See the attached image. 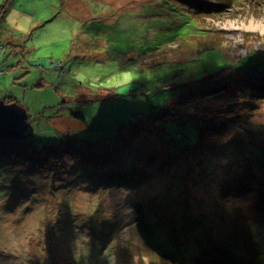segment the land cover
<instances>
[{"label":"rangeland","instance_id":"374dc122","mask_svg":"<svg viewBox=\"0 0 264 264\" xmlns=\"http://www.w3.org/2000/svg\"><path fill=\"white\" fill-rule=\"evenodd\" d=\"M11 1L0 16V97L10 91L27 103L31 137L57 152L44 166L33 149L0 146V264H199L198 231L217 220L215 205L225 212L217 224L246 229L248 240L232 247L243 256L235 263L264 264V0H232L200 15L225 0ZM197 22L221 44L204 46ZM41 75L52 85L31 86ZM118 79L125 83L113 87L118 95L95 100L96 110L70 103L85 123L44 125L54 109L42 108L58 95L71 96L76 84L108 92ZM223 81L232 83L213 102L219 116L196 106L194 124L161 116L179 97L200 98ZM135 113L142 118L128 124ZM214 124L213 138L198 144V129ZM70 143L77 155L58 159ZM139 211L153 215L141 219ZM173 229L186 236L185 258L165 251L176 241Z\"/></svg>","mask_w":264,"mask_h":264},{"label":"trees","instance_id":"16d2710c","mask_svg":"<svg viewBox=\"0 0 264 264\" xmlns=\"http://www.w3.org/2000/svg\"><path fill=\"white\" fill-rule=\"evenodd\" d=\"M230 1H232V0H225V2L218 4V5H215V4L205 5L206 10H197L196 14L200 15L201 12L210 13L211 11H220V8L225 9L228 5H230ZM12 2L13 1H11V0H4V2L2 4H0V16H3L4 12L6 11V8L9 5H11ZM196 14L194 13V17L197 21L198 18L196 17ZM199 26L201 28L200 32H204V34L206 36L205 42L206 43L209 42L208 37L210 35L209 34L210 31L208 32L205 29V27H203L200 24H199ZM213 38H214V40L212 39L209 43L205 44L204 46H206V45L213 46V45H220L221 44V43L217 42V40H215V37H213ZM202 43H204V41ZM0 49H3V45L1 44V42H0ZM51 62L52 61L49 60V65H50L49 67L50 68L57 69V70L58 69L64 70L63 68H59V67H63L62 62L57 61L58 62L57 64H60V66L59 65L58 66L53 65V64H51ZM13 68H15V67H13ZM3 72H4V70L1 69L0 74ZM64 73H66V71H64ZM43 75L40 76V79L42 80L41 82L32 83L31 86H35V85L36 86H41V85L46 86L49 84L52 85V82H54V81H52L51 79H48V80L43 79V77H42ZM18 78H19L18 76H13L10 84L15 83V81L17 83ZM117 82L118 81H116L115 83H112V85H111L112 88L109 87L110 90L108 92H106L108 89L107 87H105L106 88L105 91H102L101 90L102 88L101 89L99 88L100 86H95V85H91V84L90 85L76 84L74 94H72L71 96L64 94V93L61 95H58V99L60 98L59 101H56L53 105H49V106L42 108L43 110H45L46 108H50V109L53 108L54 109L51 111L50 114H48V116H46L44 125L54 126L55 128H57L59 126H63V124H70V122L72 120H77L79 122L85 123L87 116H85L81 113L73 112L72 111L73 107L71 106L70 103L75 102L78 104H81V103L87 104L88 109H91L95 106L94 101L97 99L110 101L114 98L115 95H118V93L115 92V91H117V89H114L113 87L114 86H121V85L125 84V83L124 84H117ZM99 83H101V82H99ZM99 83H97V84H99ZM231 83H232V81H225V82L223 81L219 86L218 85L213 86L211 89L205 91L202 94V96H200V98H198V92H194V93H192L189 96L184 97V98L179 97L177 100H175L174 104H171L172 103L171 102L166 106L165 111H164V113L161 114V116L165 117V119H169V120H172L173 118L175 119L176 117H184L183 122H188V123L194 124L196 122V119L198 118V114L195 113L192 106H196V108L200 111L212 114L214 116H219L216 114L218 113L217 111L220 110V106L215 105L213 102L215 100H223L224 99V96H226L227 94H225V95H222V94L225 92V90H226V92H228V88L231 87V86H229ZM260 84H264V83L263 82L261 83V80H260ZM102 85H103V83H102ZM262 86H264V85H262ZM54 87H56V86H54ZM111 90H112V92H111ZM217 91H220V92H217ZM9 92L7 94H5L3 97H0V99L4 100L5 102H16L17 104H19L20 106H23L28 111V104L24 103V102L20 103L18 101V99L15 97V95L13 94V92H11V93H9ZM215 92H217V93H215ZM207 94H210V95H207ZM211 94H215V96L212 97ZM96 95H98V96H96ZM261 96L264 97V94H262ZM6 97H8L9 99L6 100ZM67 103H68V105H67ZM92 105H94V106L91 107ZM84 108H87V107H84ZM229 108L232 110L235 109V111L230 112V113H237V114L242 113V111L240 109L236 110V107H229ZM93 109L96 110V108H93ZM98 110L101 111V109H98ZM228 114H226V115H228ZM45 115H46L45 113H42V116H45ZM28 116H29V113H28ZM135 116H136V118H135ZM141 118L142 117H141L140 113H135L131 117V119H129L127 122H128V124L131 125V124L137 122L138 120H140ZM202 118H205V116H203ZM34 119H35V117H34ZM126 124L127 123L125 121H122L120 119L118 127L121 128L122 125H126ZM217 126L222 127L223 125H221L217 121ZM144 129H145V127L139 128V130H138L139 132H137V135H139L141 133V130H144ZM215 129H216L215 124L211 126V129L209 131H204L202 128H199L197 131V134H196L198 136L197 137L198 144L201 143L200 145H203V144H205L206 140L209 141L210 138H213V132L215 131ZM58 130L59 129H57V131ZM47 141L42 142V145L39 146L35 143V138H33V137H31V138L27 137V138H22V139H0V146H2V144L7 145V151H5V152H8V151H10L12 149H16V148H23L27 151L33 149V150H35L33 152H35L39 155L41 154L42 156L46 157V161H45V163H43L45 166L48 163L52 162V159H53L52 157H54V153L56 154V152H57L56 147L55 146L49 147L51 145L47 144ZM115 141L116 140H113L112 144H114ZM70 146L71 147H68V148H70V150H68L67 152L59 151L60 155L58 154L59 155L58 159L63 160V158L66 159V157H73V156L77 155V152L79 151V149L74 144L70 143ZM240 147L243 149L242 146H240ZM243 151H245V150H243ZM239 175H240V172H239ZM236 183H238V182H236ZM239 188H242V187H239ZM258 193L263 195L261 197L264 199V186L263 185H260L258 187ZM219 196L220 197L226 196V190L222 191L219 194ZM209 206L211 207L212 205H209ZM216 206L217 205L212 206V207H214L212 216L217 220L221 219V218H225V212L223 210H221L219 212ZM207 209L209 210V208H207ZM257 214H259V213H257ZM151 215H153L152 212L139 211V217L141 219L148 217V216H151ZM217 220L212 222L211 224L203 225V227H200V229L198 231L200 233V237L198 238L200 241L198 242L199 250H197L196 253L197 254H200V253L204 254L203 256H201V257H203V259H201V257H200L201 260H199V264H205L208 259L215 258V257L220 262L229 261L231 264H236L235 260H237V257L240 255L233 254L232 247L240 245L241 241L244 239L248 240L247 234H246V229H242L241 227L238 228L235 224L228 225L225 222H220L217 224ZM251 223L252 222L248 221V224H251ZM145 226L146 225L142 221H140L138 223V225H136V227L139 228V230H143L145 228ZM220 226L224 227V228L229 227V229H223ZM184 229L185 228L181 225L180 230L183 231ZM232 230H234V231H232ZM169 232L172 233L173 235H175V237H176L177 232L175 231V229L170 230ZM162 233L165 234L164 229L160 232V235ZM160 235L154 236L155 240L157 239L158 246L162 245L158 240V237ZM185 237L186 236H184V235L182 237H179V238L176 237V241L175 242L171 241L168 244V246L166 247V249H165V244L162 245L164 247L165 251H167V252L173 247V250L171 251L170 257L179 256V258H182V257L185 258L192 253L189 245L184 241ZM218 237L221 238V241L219 243V245L221 247H219L220 248L219 251H217L216 247L214 248V246H215L214 244L217 243ZM163 242H165V241H163ZM204 242L206 245H204ZM244 248L246 249V251H249L251 249V247L249 245H245ZM165 251L163 252L164 255H165ZM207 251H210V253L208 255L206 254ZM167 256H168V254H167ZM240 257H243V256H240ZM225 258H227V260ZM206 264H209V262Z\"/></svg>","mask_w":264,"mask_h":264},{"label":"water","instance_id":"95a60500","mask_svg":"<svg viewBox=\"0 0 264 264\" xmlns=\"http://www.w3.org/2000/svg\"><path fill=\"white\" fill-rule=\"evenodd\" d=\"M33 134L34 127L26 109L16 102L0 99V139H22Z\"/></svg>","mask_w":264,"mask_h":264},{"label":"clouds","instance_id":"9594fccd","mask_svg":"<svg viewBox=\"0 0 264 264\" xmlns=\"http://www.w3.org/2000/svg\"><path fill=\"white\" fill-rule=\"evenodd\" d=\"M162 243H163V242H161V244H162ZM214 259L217 260L216 257H215ZM217 261H218V260H217ZM218 262H219V261H218ZM254 262H255L256 264H259V262H256V261H254Z\"/></svg>","mask_w":264,"mask_h":264},{"label":"snow or ice","instance_id":"6c2138e0","mask_svg":"<svg viewBox=\"0 0 264 264\" xmlns=\"http://www.w3.org/2000/svg\"><path fill=\"white\" fill-rule=\"evenodd\" d=\"M121 92L125 91V89H120Z\"/></svg>","mask_w":264,"mask_h":264},{"label":"crops","instance_id":"0c3cea01","mask_svg":"<svg viewBox=\"0 0 264 264\" xmlns=\"http://www.w3.org/2000/svg\"><path fill=\"white\" fill-rule=\"evenodd\" d=\"M12 4H14V5H15L14 1L12 2ZM117 81H119V79H118Z\"/></svg>","mask_w":264,"mask_h":264}]
</instances>
